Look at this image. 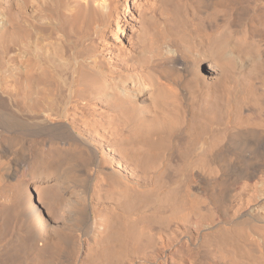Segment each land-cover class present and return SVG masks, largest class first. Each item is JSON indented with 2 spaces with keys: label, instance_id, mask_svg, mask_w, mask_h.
Segmentation results:
<instances>
[{
  "label": "bare ground",
  "instance_id": "6f19581e",
  "mask_svg": "<svg viewBox=\"0 0 264 264\" xmlns=\"http://www.w3.org/2000/svg\"><path fill=\"white\" fill-rule=\"evenodd\" d=\"M241 1L152 0L114 60L121 0H0V264H264V11Z\"/></svg>",
  "mask_w": 264,
  "mask_h": 264
},
{
  "label": "rangeland",
  "instance_id": "374dc122",
  "mask_svg": "<svg viewBox=\"0 0 264 264\" xmlns=\"http://www.w3.org/2000/svg\"><path fill=\"white\" fill-rule=\"evenodd\" d=\"M150 1L152 0H121V5L118 9V24L112 30H105V34L103 33L100 38L96 39L97 41L95 40L98 50L106 54L108 57H113L115 60L116 56L119 54V51L128 49L133 41L139 17L142 15V13H144L145 8L148 7ZM241 5L246 8L245 12H247V16H253L256 12H258V10L261 9L264 11V0H244L241 1ZM93 111L94 110L91 109V125L94 124V121L98 119V116ZM97 111L100 110L97 108ZM102 151L105 152L106 155H110L106 146L103 147ZM78 170L79 175L77 174V176L80 177V179L84 178V173L80 172V169H77V171ZM90 182L91 181H89V185L91 184ZM96 183L98 184V182ZM89 185L84 190L83 196L86 201L89 202V204L94 205L95 201L92 198V192L90 189H88V187H90ZM8 238L9 232L5 231L1 239L5 241ZM82 253L83 250L80 252V254H78L80 256L78 259L75 258L71 263L68 264H79L80 259L82 258Z\"/></svg>",
  "mask_w": 264,
  "mask_h": 264
}]
</instances>
